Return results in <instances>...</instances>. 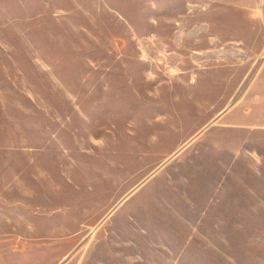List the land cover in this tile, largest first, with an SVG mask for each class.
Returning a JSON list of instances; mask_svg holds the SVG:
<instances>
[{
    "label": "rangeland",
    "instance_id": "1",
    "mask_svg": "<svg viewBox=\"0 0 264 264\" xmlns=\"http://www.w3.org/2000/svg\"><path fill=\"white\" fill-rule=\"evenodd\" d=\"M0 264H264V0H0Z\"/></svg>",
    "mask_w": 264,
    "mask_h": 264
}]
</instances>
